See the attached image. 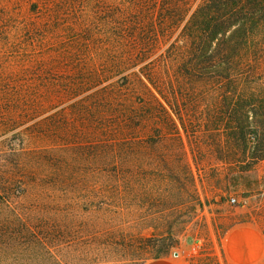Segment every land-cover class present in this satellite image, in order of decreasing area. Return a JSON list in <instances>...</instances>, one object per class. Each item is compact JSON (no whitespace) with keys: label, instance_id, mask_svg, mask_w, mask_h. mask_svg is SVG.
<instances>
[{"label":"rangeland","instance_id":"rangeland-1","mask_svg":"<svg viewBox=\"0 0 264 264\" xmlns=\"http://www.w3.org/2000/svg\"><path fill=\"white\" fill-rule=\"evenodd\" d=\"M122 5L0 0V25L81 21L93 32L104 10ZM73 36L57 43L53 35L55 51L35 53L13 48L16 39L0 32V83L15 74L26 80L22 85L52 92L35 117L23 118L11 131L5 109L0 112V214L20 215L31 231L47 233L49 244L31 243V233L23 230L24 245L1 241L0 264H144L191 246L193 261L213 263L233 227L250 224L264 234V162L247 174L251 185L244 180L233 189L215 147L204 148L207 169L198 171L188 145L184 152L173 136L160 141L156 117L137 138L113 136L116 100L102 99L113 92L105 87L109 82L87 83L88 55L59 52ZM95 61L101 64L100 55ZM76 87L82 88L76 95L61 93ZM186 162L194 167L195 184L183 180ZM6 186L9 195L1 193Z\"/></svg>","mask_w":264,"mask_h":264},{"label":"trees","instance_id":"trees-1","mask_svg":"<svg viewBox=\"0 0 264 264\" xmlns=\"http://www.w3.org/2000/svg\"><path fill=\"white\" fill-rule=\"evenodd\" d=\"M121 1L122 6L104 10L97 31L81 21H33L0 25V32L16 39L13 48L35 53L55 51L53 35L61 43L73 34L59 52L88 55L87 83L109 82L105 87L113 92L102 99L116 100L113 136L137 138L156 117L160 141L173 136L184 152L188 145L198 171L207 169L204 148L212 146L217 162L227 165L230 188L250 183L247 174L264 162V0ZM99 55L100 65L95 61ZM22 81L8 74L0 83V112L5 109L8 131L23 118L35 117L51 98L48 88ZM81 89L61 93L71 97ZM112 146L107 142V149ZM140 147L150 146L141 142ZM193 168L186 162L183 180L195 184ZM5 188L1 193L9 195L11 186ZM23 230L31 233V243L49 246L48 234L31 231L20 215L0 214V243L8 238L24 245Z\"/></svg>","mask_w":264,"mask_h":264},{"label":"crops","instance_id":"crops-1","mask_svg":"<svg viewBox=\"0 0 264 264\" xmlns=\"http://www.w3.org/2000/svg\"><path fill=\"white\" fill-rule=\"evenodd\" d=\"M195 247L174 251L144 264H264V234L250 224H240L230 229L222 240L216 262L197 263L191 255Z\"/></svg>","mask_w":264,"mask_h":264},{"label":"built area","instance_id":"built-area-1","mask_svg":"<svg viewBox=\"0 0 264 264\" xmlns=\"http://www.w3.org/2000/svg\"><path fill=\"white\" fill-rule=\"evenodd\" d=\"M233 200H235V199H233Z\"/></svg>","mask_w":264,"mask_h":264}]
</instances>
